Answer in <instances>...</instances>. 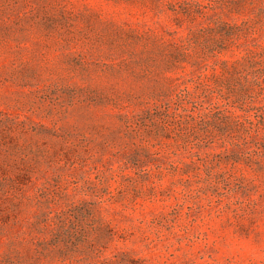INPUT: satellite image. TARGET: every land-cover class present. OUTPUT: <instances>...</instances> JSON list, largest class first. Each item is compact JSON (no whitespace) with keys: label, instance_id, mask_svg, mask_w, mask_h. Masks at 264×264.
Wrapping results in <instances>:
<instances>
[{"label":"rangeland","instance_id":"374dc122","mask_svg":"<svg viewBox=\"0 0 264 264\" xmlns=\"http://www.w3.org/2000/svg\"><path fill=\"white\" fill-rule=\"evenodd\" d=\"M0 264H264V0H0Z\"/></svg>","mask_w":264,"mask_h":264}]
</instances>
